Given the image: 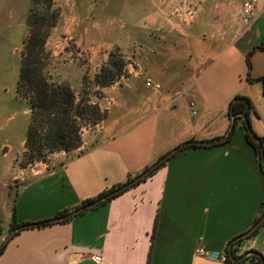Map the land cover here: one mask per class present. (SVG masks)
I'll list each match as a JSON object with an SVG mask.
<instances>
[{
	"label": "crops",
	"instance_id": "crops-1",
	"mask_svg": "<svg viewBox=\"0 0 264 264\" xmlns=\"http://www.w3.org/2000/svg\"><path fill=\"white\" fill-rule=\"evenodd\" d=\"M243 1L137 0L135 8L145 10L140 21L119 22L120 37L100 38L97 46L116 47L135 69L109 87L108 117L89 141L92 146L71 157L53 153L48 164L30 170L13 162L0 170V243L10 231L13 207L17 225L53 218L184 141L222 136L234 95L249 98L251 128L264 137L257 106L264 105L262 82L252 80L264 77V0H257L261 11L248 26L241 16ZM190 3L194 13L188 19ZM106 21L93 23L95 35L116 31ZM84 22L82 16L63 15L62 40L52 45L55 56H69V63L55 66V75L73 88L80 85L83 68L73 63L70 48L92 49L83 41ZM101 50H90L91 71L109 56ZM146 78L160 89L146 87ZM236 127L225 143L178 150L151 176L108 202L65 221L20 230L5 244L0 264H227L207 255L224 253L253 225L264 202V177L244 130ZM235 242L233 255L257 250L264 257V223ZM199 247L207 255L198 254Z\"/></svg>",
	"mask_w": 264,
	"mask_h": 264
},
{
	"label": "trees",
	"instance_id": "trees-1",
	"mask_svg": "<svg viewBox=\"0 0 264 264\" xmlns=\"http://www.w3.org/2000/svg\"><path fill=\"white\" fill-rule=\"evenodd\" d=\"M58 14V9L55 6L54 0H29L26 32L20 48V67L16 80L17 95L25 99L29 104V120L23 141L22 156L25 161L23 165L35 162L45 163L53 153L60 151L69 153L74 151L79 148L82 143L80 136L81 129L85 126L94 125L103 119L102 113L99 112L97 106L88 101V96L92 95V91H88L89 89L85 87L88 80L86 75L81 76L80 86L77 90L71 87L66 81L59 80L55 75L54 70L56 64L53 61L50 50L46 46V42L52 28L58 20ZM249 56L250 54H247L246 57L248 68L250 67ZM118 58H120V56L117 55L115 51L109 53L107 60L101 64L99 70L94 75V88L106 87L107 85L116 82L119 77H122L123 62ZM252 80L262 82V94L264 96V77ZM227 107L229 120L232 115H236L232 131L226 139L221 141H211L207 144H202L201 147H209L227 142L233 134L236 125L239 124L244 130L245 141L253 150L260 167L261 159L258 144L249 136L242 117L238 115L239 113L246 114L249 120V113L252 109V104L249 98L244 95H234L230 99ZM261 140H264V137H261ZM191 146L192 145L183 147L179 149V151ZM163 165L164 163L160 164L148 174L145 179L151 176L160 166ZM146 168L147 166L141 171ZM138 173L128 175L124 181L113 185L107 190L101 191L93 198L84 200L82 204L90 202L94 198L100 197L116 187H119ZM261 174L264 177V172L262 170ZM121 193L106 199L102 203L110 201ZM63 212L66 213L68 211L64 210ZM263 213L264 202L262 203L261 210L254 222H256ZM59 214L61 215V212ZM11 217L12 221L9 230L17 226L14 220V207L12 208ZM48 224L49 223L37 227H42ZM254 232L251 235H253ZM242 239L236 240L235 243L241 242ZM4 246L5 245L0 247V254L4 249ZM250 251L253 253L247 255L243 260L231 261L228 257L226 248L224 251L226 255L225 262L227 264H244V262L247 261L248 264H262V258L264 259L263 255L257 250ZM232 252H234L233 249Z\"/></svg>",
	"mask_w": 264,
	"mask_h": 264
},
{
	"label": "rangeland",
	"instance_id": "rangeland-1",
	"mask_svg": "<svg viewBox=\"0 0 264 264\" xmlns=\"http://www.w3.org/2000/svg\"><path fill=\"white\" fill-rule=\"evenodd\" d=\"M136 1L137 0H54L59 13L58 20L52 28L46 42V46L51 52L54 63L57 65L61 62L67 63L69 60V56L67 57L65 53L61 52L55 56L52 50V45L55 43V40H62V29L59 28L60 18L63 15L65 17L74 16L76 18L82 16L85 19L84 25L88 28V30L82 34L83 41L86 40L88 46H92V49H90L91 51H94L96 48L102 49L101 51H107V56L108 53L115 51V53L120 56L118 59L123 62V75L119 77L116 82L123 81V77L130 75L132 72L131 68L135 69V66L123 53L116 49V47L106 49L103 43L101 47L97 46L101 44L100 38L110 40L114 37L118 39L120 37L119 35H121V30L119 29L120 23H128L129 21L134 23L140 21V16L144 14L145 10L139 6L135 8ZM191 7L192 3L188 5L186 15ZM28 11L29 0H0V170L5 168L7 163L11 164L12 162L18 167H26L29 170L35 166V164L42 163L35 162L23 165L25 162L22 156L23 141L29 120V104L25 99L19 97L16 92V80L20 67V48L26 32ZM87 13L95 15L96 18H98L99 15L105 18L101 17V21L97 22L93 18H88ZM193 13H191V16ZM191 16L187 15L188 19ZM105 20L109 21L116 31L110 32L109 35H105V31H103L101 35H95L93 23L102 24ZM77 32V28L75 31L73 30L72 35L74 36L72 39H75ZM70 49L75 51L74 54L70 56L73 58V63L83 68L82 75H86L88 78L85 87L89 89L88 91H92V95L88 96V101L97 106L99 112L102 113L103 119L94 125L85 126L81 129V146L69 152V154H66L68 157L81 153L92 146L93 142L89 141L96 137L98 131L108 117L109 87L111 86L110 84L106 87L94 88L93 78L101 65L91 71L93 66L90 67L88 65L91 51L88 49L85 52L81 51V53H79L75 48ZM129 66H131L130 69ZM78 88L74 89L77 90ZM183 89L184 84L180 85L179 91L182 92ZM257 106L259 112L262 113L264 121V105L261 103ZM236 129L239 130L242 128L237 126ZM50 160L51 158H48L45 163L48 164ZM1 180L2 177H0V181Z\"/></svg>",
	"mask_w": 264,
	"mask_h": 264
},
{
	"label": "water",
	"instance_id": "water-1",
	"mask_svg": "<svg viewBox=\"0 0 264 264\" xmlns=\"http://www.w3.org/2000/svg\"><path fill=\"white\" fill-rule=\"evenodd\" d=\"M238 115H240L243 119L244 122V126L246 128V131L248 132L249 136L252 138V140H254L259 147L260 150V167L261 170L264 172V150H263V146H262V140L261 137L257 136L252 128L251 125L249 123V120L246 116V114L243 113H239ZM235 116L236 115H232L230 118V124L226 130V132L220 136V137H215L212 138L210 140H205V141H197V140H188V141H184L183 143L175 146L174 148L170 149L169 151H167L164 155H162L161 157H159L158 159H156L154 162H152L151 164H149L147 166L146 169H144L143 171H141L140 173H138L136 176H134L133 178H131L130 180L124 182L122 185H120L119 187H116L115 189L107 192L106 194L100 196V197H96L93 200H91L90 202L84 203L81 206L68 211L66 213H63L61 215L55 216L53 218L50 219H46L43 221H39V222H34V223H23L21 225H17L16 227H14L13 229H11L7 235L3 238V240L0 243V247H2L3 245H5L7 243V241L17 232H19L22 229L25 228H32V227H37L43 224H47V223H53V222H57V221H63L65 219H68L69 217H72L74 215H77L87 209H91L99 204H101L102 202H104L106 199L123 192L124 190L132 187L133 185H135L136 183H139L141 180L145 179V177L150 174L155 168H157L160 164L164 163L169 157H171L173 154H175L179 149L192 145H202V144H207L211 141H221L227 138V136L230 134V132L232 131L233 127H234V122H235ZM264 223V213L261 215V217L253 223V225H251V227L249 229H247V231H245L244 233H242L241 235H239L236 239L232 240L229 242L228 246H227V254L228 257L230 258L231 261H240L243 260L247 255L253 253L252 251H247L245 252L243 255L236 257L233 255L232 252V244L239 239L245 238L249 235H251L257 228H259V226ZM262 264H264V259L262 258Z\"/></svg>",
	"mask_w": 264,
	"mask_h": 264
},
{
	"label": "built area",
	"instance_id": "built-area-1",
	"mask_svg": "<svg viewBox=\"0 0 264 264\" xmlns=\"http://www.w3.org/2000/svg\"><path fill=\"white\" fill-rule=\"evenodd\" d=\"M194 7L192 6L191 9L187 12L188 16H191V13H193ZM261 11L260 7L257 5V0H244L242 2L241 6V12H242V20L243 22L248 26L250 21L255 18V16ZM144 84L148 88H152L155 90L160 89V85L158 83H154L150 78H146L144 81ZM189 108H190V113L192 115L196 114V103L194 100L189 101ZM198 254H205L204 248L199 247L197 250ZM207 255V254H205ZM207 257L209 259H218L220 261L225 262L226 261V255L225 253H219V252H214L211 254H208ZM92 259L94 261H99L100 256L99 255H94L92 256Z\"/></svg>",
	"mask_w": 264,
	"mask_h": 264
}]
</instances>
